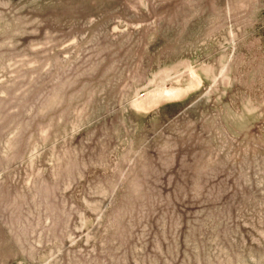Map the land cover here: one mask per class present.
<instances>
[{
  "label": "rangeland",
  "instance_id": "374dc122",
  "mask_svg": "<svg viewBox=\"0 0 264 264\" xmlns=\"http://www.w3.org/2000/svg\"><path fill=\"white\" fill-rule=\"evenodd\" d=\"M0 264H264V0H0Z\"/></svg>",
  "mask_w": 264,
  "mask_h": 264
}]
</instances>
